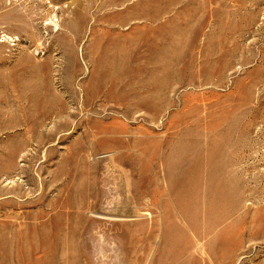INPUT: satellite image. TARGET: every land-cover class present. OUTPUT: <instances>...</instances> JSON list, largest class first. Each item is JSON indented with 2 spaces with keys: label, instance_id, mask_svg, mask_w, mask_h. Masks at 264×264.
Returning <instances> with one entry per match:
<instances>
[{
  "label": "rangeland",
  "instance_id": "1",
  "mask_svg": "<svg viewBox=\"0 0 264 264\" xmlns=\"http://www.w3.org/2000/svg\"><path fill=\"white\" fill-rule=\"evenodd\" d=\"M0 264H264V0H0Z\"/></svg>",
  "mask_w": 264,
  "mask_h": 264
}]
</instances>
